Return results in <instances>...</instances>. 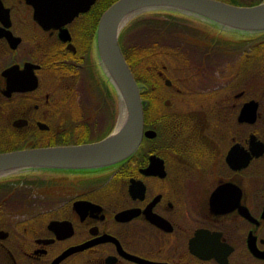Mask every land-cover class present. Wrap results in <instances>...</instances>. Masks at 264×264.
<instances>
[{
    "label": "flooded vegetation",
    "instance_id": "af4514ba",
    "mask_svg": "<svg viewBox=\"0 0 264 264\" xmlns=\"http://www.w3.org/2000/svg\"><path fill=\"white\" fill-rule=\"evenodd\" d=\"M99 3L45 29L38 9L70 4L0 0V153L113 130L119 103L92 32ZM192 18L220 33V49L192 37L174 66L145 64L153 135L131 155L0 175V264H264V30ZM228 35L241 45L232 59Z\"/></svg>",
    "mask_w": 264,
    "mask_h": 264
},
{
    "label": "water",
    "instance_id": "95a60500",
    "mask_svg": "<svg viewBox=\"0 0 264 264\" xmlns=\"http://www.w3.org/2000/svg\"><path fill=\"white\" fill-rule=\"evenodd\" d=\"M57 1V2H56ZM94 0H52L57 4L46 8L40 25L60 28L80 12H85ZM164 9L183 15L207 20L213 24L237 31L264 30V0L255 5H234L222 0H116L100 15L95 29V46L99 64L114 87L126 112L122 127L91 143L24 148L0 153V173L29 168H58L68 170H92L123 161L140 145L144 131L143 108L146 102L139 84L127 64L119 44V34L125 25L122 19L129 13ZM43 15V14H42Z\"/></svg>",
    "mask_w": 264,
    "mask_h": 264
},
{
    "label": "trees",
    "instance_id": "16d2710c",
    "mask_svg": "<svg viewBox=\"0 0 264 264\" xmlns=\"http://www.w3.org/2000/svg\"><path fill=\"white\" fill-rule=\"evenodd\" d=\"M114 1L116 0H100L97 11L94 13L93 17L92 32L96 29L101 13ZM241 1L247 5H255L262 0ZM148 13V16L137 17L123 27L118 39L124 58L139 84L153 86L150 85L149 81L144 79V73L146 74L144 67H146L147 64H160V61L165 62L171 67L174 66L175 59H177V55L173 53L174 50L191 49L192 45H189L188 43L192 37H201L205 40L206 38H210V47L212 49H220V33L214 28L211 29V32L198 29L199 27L202 28L203 24L200 21L194 20L192 17L170 10H153ZM207 33H210V35ZM137 34L141 40L131 42L130 40ZM125 41H127L125 44L128 45L123 47ZM227 48L231 51L228 58H235L241 51L240 41L236 40L231 35H228ZM182 57L189 58L187 54H183ZM148 77L151 79L149 75ZM151 92L152 90L146 91V89H142L140 95L141 97L146 98ZM114 96L116 97V94H114ZM115 105H117L116 99ZM110 117L112 118V115ZM111 128L112 124L110 122L105 134L108 133ZM104 136L102 135V137ZM86 137L87 136H85V138L77 136L70 138L81 141L82 138L86 139Z\"/></svg>",
    "mask_w": 264,
    "mask_h": 264
},
{
    "label": "bare ground",
    "instance_id": "6f19581e",
    "mask_svg": "<svg viewBox=\"0 0 264 264\" xmlns=\"http://www.w3.org/2000/svg\"><path fill=\"white\" fill-rule=\"evenodd\" d=\"M134 15V13H129L127 15H125L122 19V22H121V25H124L126 24V22ZM119 117H118V120H117V123H116V128H115V131H118L122 125L124 124L125 122V117H126V112H125V109L123 107V104L121 103V106L119 108ZM6 172H2L0 173V175H3L5 174Z\"/></svg>",
    "mask_w": 264,
    "mask_h": 264
},
{
    "label": "rangeland",
    "instance_id": "374dc122",
    "mask_svg": "<svg viewBox=\"0 0 264 264\" xmlns=\"http://www.w3.org/2000/svg\"><path fill=\"white\" fill-rule=\"evenodd\" d=\"M241 6H247V5H241ZM153 10H156V9H153ZM153 10H147L148 12L149 11H153ZM147 11H142V12H139V13H135L127 22L126 24L123 26L125 27L126 25H128L131 21L135 20L137 17H140V16H148L149 13ZM139 41L141 39H139L138 37V34L136 36H134L130 41L133 42V41ZM127 43V41L124 42L123 44V47H125V45H128V44H125ZM99 140V139H98ZM96 141V138L95 137H90L88 140H87V143H91V142H95Z\"/></svg>",
    "mask_w": 264,
    "mask_h": 264
}]
</instances>
